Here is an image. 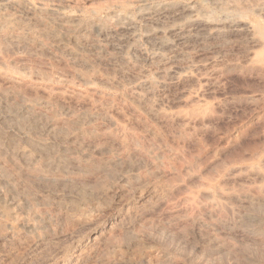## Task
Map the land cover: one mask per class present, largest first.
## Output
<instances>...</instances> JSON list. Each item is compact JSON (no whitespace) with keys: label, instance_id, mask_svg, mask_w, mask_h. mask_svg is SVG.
I'll return each mask as SVG.
<instances>
[{"label":"rangeland","instance_id":"rangeland-1","mask_svg":"<svg viewBox=\"0 0 264 264\" xmlns=\"http://www.w3.org/2000/svg\"><path fill=\"white\" fill-rule=\"evenodd\" d=\"M29 1L85 21L133 0ZM137 28L125 64L111 48L72 63L51 37L11 41L19 25L0 29V264H70L79 244L71 264H264L257 47L200 40L158 62ZM174 65L192 76L169 82ZM27 105L21 129L4 113Z\"/></svg>","mask_w":264,"mask_h":264},{"label":"bare ground","instance_id":"bare-ground-1","mask_svg":"<svg viewBox=\"0 0 264 264\" xmlns=\"http://www.w3.org/2000/svg\"><path fill=\"white\" fill-rule=\"evenodd\" d=\"M156 1L157 0H133L129 3H124V4L116 3V5L112 6L111 8L108 7L109 11L106 15L105 20L109 24L104 25L102 21L104 19L102 18L100 19V17L94 16L91 19L87 18L84 21L81 19V14H80L81 11L72 12V13L66 12L62 7L57 6L56 4L55 5L54 4H44L40 1L36 2V1H29V0H0V29L7 28L8 30V28H12V27L16 28L19 25V28H20V33L18 32L19 34H16V35L14 34L15 36L13 35L9 36L11 34L10 33L8 35V39L11 41L12 40L15 41V39L16 41L17 40L18 41L19 40L21 41L30 40L31 41L32 38L38 39L37 38L38 36H43V35L51 37L54 40L55 42L54 44L56 45L57 49L59 48L61 51L64 50L63 53L72 61V63H78V64L87 63L85 59L80 58V55H81L80 52L82 51L86 50L88 52L93 53V55H100V54H104L107 48H111L114 51L115 49H118L117 52L120 51L121 59L122 61H124L123 63L125 64V62L126 63L130 62L129 60L131 57L130 56L127 58V55H128L127 50H130L131 54L132 52L135 54L136 51L138 50L135 47V42H136V38L139 36L138 35L139 27L137 28V24L138 22H141V25H143L142 33H144V37H142V39H145L144 41L149 44L148 45L149 52H150L149 56L151 60L163 62L164 56L166 55L165 53H164L165 55H163V51L169 48L171 49L174 47L175 50L177 49L181 50L180 47L181 48L187 47L189 46V44H193L192 42H195V41H200V40L201 41H205V40L214 41L215 40L218 42H222V45L223 43H225V45H227V43H233V44L234 43L236 44L237 43H240V44L251 43L252 45L257 47V49L251 53L252 54L251 63L253 65L259 64L262 67L264 66V26L263 24H261L263 26L261 28L257 22L258 20H261V21L264 20V0H182L180 2H174L173 0L172 2H164V3H159ZM8 9L9 11L12 10L13 13L12 12L6 13ZM5 37L7 36L5 35ZM5 37H3V39ZM139 53H142V52L141 51L138 52V55ZM172 55L174 54L172 53ZM172 57H176V55ZM131 60L133 59L131 58ZM168 60L170 61V58H168ZM187 66L188 65H186V67L183 65L182 66L174 65L171 68H169V70L165 72V75L167 74L166 77L168 81L171 83H174L176 81L178 82L180 80L189 79V76L191 74H190V71H188L189 66L188 67ZM191 73L193 72L191 71ZM160 76L158 75L157 78H159ZM7 106H9V104ZM21 107L22 108L20 109H16L18 108L16 104L15 109L14 108L10 109L9 107L10 111L6 109L7 114L4 113L7 117H10L11 119L17 121L16 122L17 125H15L17 127H20V125L23 123L21 122L23 121L22 120L23 118L25 117L27 118V116H24V115L29 114L28 113L30 109L29 105L21 106ZM4 108H5V105H4ZM31 115L33 117V114ZM25 122L27 121L25 120ZM7 124H9V122ZM27 124L28 123H25V125ZM32 126L34 125H31V127ZM34 127L37 129L36 126ZM33 128H31V130ZM35 128L33 130H36ZM27 129H30V128H27ZM27 129H24L23 131ZM50 130L52 131V129ZM55 133L57 134V131ZM26 140H28V138ZM39 144H40V147L46 146L40 142ZM31 147H34V146H31ZM16 152H17V149H16ZM28 153L24 152L23 150L21 151V156L24 155L26 158L30 155V154L28 155ZM30 158H28V160ZM43 159H45V156ZM57 160L58 159H56V161ZM56 161H53V162H56ZM50 162L52 164V161ZM63 165H61L60 167H62ZM67 165H69V163ZM62 168H64V166ZM38 172L39 171H37V173ZM2 173H4V171H2ZM45 176L47 177V175ZM82 194H80V196H82ZM257 206L258 205H256V207ZM92 239H94V237ZM84 246L86 245L84 244ZM85 249L83 247V244H79L75 246L74 251L72 250L73 253L71 254V256H68L69 258L67 260L69 261V263L70 264L72 262L74 263L77 259L81 257V255L82 256L85 255L84 254L86 253Z\"/></svg>","mask_w":264,"mask_h":264}]
</instances>
